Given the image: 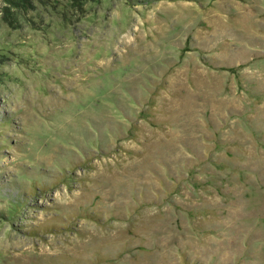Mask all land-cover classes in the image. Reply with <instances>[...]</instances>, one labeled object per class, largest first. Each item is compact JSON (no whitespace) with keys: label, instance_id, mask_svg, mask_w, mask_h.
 Here are the masks:
<instances>
[{"label":"rangeland","instance_id":"1","mask_svg":"<svg viewBox=\"0 0 264 264\" xmlns=\"http://www.w3.org/2000/svg\"><path fill=\"white\" fill-rule=\"evenodd\" d=\"M0 264H264V0H0Z\"/></svg>","mask_w":264,"mask_h":264},{"label":"bare ground","instance_id":"2","mask_svg":"<svg viewBox=\"0 0 264 264\" xmlns=\"http://www.w3.org/2000/svg\"><path fill=\"white\" fill-rule=\"evenodd\" d=\"M21 256H23V252H22Z\"/></svg>","mask_w":264,"mask_h":264},{"label":"trees","instance_id":"3","mask_svg":"<svg viewBox=\"0 0 264 264\" xmlns=\"http://www.w3.org/2000/svg\"><path fill=\"white\" fill-rule=\"evenodd\" d=\"M7 2H8V0H6ZM9 3H11V2H9Z\"/></svg>","mask_w":264,"mask_h":264}]
</instances>
